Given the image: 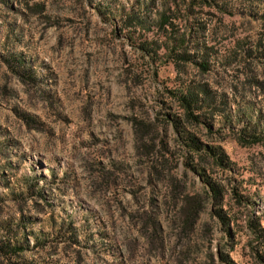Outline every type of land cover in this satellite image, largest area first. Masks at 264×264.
Listing matches in <instances>:
<instances>
[{"label": "rangeland", "instance_id": "obj_1", "mask_svg": "<svg viewBox=\"0 0 264 264\" xmlns=\"http://www.w3.org/2000/svg\"><path fill=\"white\" fill-rule=\"evenodd\" d=\"M107 1H0V195L34 186L33 196L0 203V221L19 215L26 219L27 247L15 260L189 264L223 246L235 264H254L246 218L251 213L264 229V145L240 147L229 135L220 143L233 164V172L224 176L238 181L251 202L244 210L225 195L222 209L235 221L229 226L232 249L220 225L210 219L209 205L193 230L182 229L172 197L177 191L168 193L165 178L171 176L174 185L190 193L198 191V179L173 153L169 127L162 137L170 152L165 153L159 152V135L139 141L131 125L136 118L159 132L164 111L159 82L169 85L174 73L161 66L155 81L134 76L136 54L96 12ZM222 3L226 11L194 7L195 21L204 27L199 37L226 62L208 82L240 108L249 104L260 111L264 126V87L245 81L250 75L264 81V0ZM176 18L177 30H184L182 17ZM254 46L259 53H252L249 62L244 50ZM13 59L22 62L23 76L10 69ZM49 218L55 225L71 222L78 244L62 242L56 227L50 232ZM0 264L13 260L0 258Z\"/></svg>", "mask_w": 264, "mask_h": 264}, {"label": "trees", "instance_id": "obj_2", "mask_svg": "<svg viewBox=\"0 0 264 264\" xmlns=\"http://www.w3.org/2000/svg\"><path fill=\"white\" fill-rule=\"evenodd\" d=\"M196 6L197 10L207 7L226 11V4L222 0H108L95 8L101 20L112 26V33L123 37L136 54L138 62L133 66L137 72L135 77L145 75L155 81L161 66L171 67L174 76L170 84L166 81L159 82L162 89L159 91V105L164 110L159 113V132L153 129L152 124L136 118L131 119V125L139 141L145 136H149L151 140V135H159V152L161 149L165 153L170 152L162 137L165 136L167 127L170 128V147L173 153L180 155L184 169L196 176L199 182L198 191L190 193L183 186L179 189L174 185L175 179L171 176L165 178L168 193L177 191L174 196L171 194L177 201L176 219L182 229L191 231L198 215L209 205L210 219H215L220 225L230 242L227 244L230 251L233 232L229 226L235 221L222 209L225 195L229 196L234 205L244 210L251 202L241 194L238 181L224 176L233 172V164L220 143L229 135L240 147L264 145V126L260 111L253 110L249 104L240 108L238 102L227 100L223 94L216 93L211 88L209 76L214 77V69L222 67L226 62L224 58H217L215 53H211L207 42L199 37L204 27L195 21ZM178 15L182 17L184 24V30L181 31L175 26ZM117 24L119 27L116 30ZM244 51L249 62L250 58L253 59L252 53H259L257 46ZM12 61L9 63L10 69L23 76L22 62L18 59ZM188 71L191 75L187 74ZM245 81L250 86L264 87V81L253 75L247 76ZM160 157L163 158V155ZM3 173L0 171V178ZM41 180L47 182L44 177ZM33 187L25 185L13 190L9 188L5 197L0 195V203L4 201L3 198L16 202L22 195L33 196ZM36 193L44 198L42 190ZM25 222L22 215L9 216L0 221V258L13 260V264H28L15 260L21 257L27 247L25 232L28 230ZM51 222L52 220L48 224L50 232L56 227V235H61L62 242L72 241L78 244L77 230L71 222H60L58 225ZM150 224L153 229L156 228L152 222ZM246 228L254 240V245L250 246L254 264H264V229L258 218L251 216V213L247 215ZM189 264L235 263L222 246L216 253H207L202 262Z\"/></svg>", "mask_w": 264, "mask_h": 264}]
</instances>
